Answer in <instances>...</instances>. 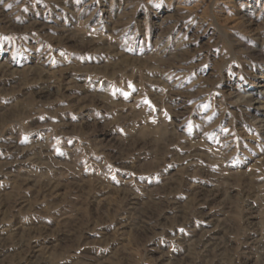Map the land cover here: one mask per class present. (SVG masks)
Masks as SVG:
<instances>
[{
    "label": "rangeland",
    "instance_id": "374dc122",
    "mask_svg": "<svg viewBox=\"0 0 264 264\" xmlns=\"http://www.w3.org/2000/svg\"><path fill=\"white\" fill-rule=\"evenodd\" d=\"M0 264H264V0H0Z\"/></svg>",
    "mask_w": 264,
    "mask_h": 264
}]
</instances>
